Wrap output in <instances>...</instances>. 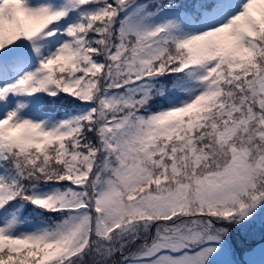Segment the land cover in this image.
I'll list each match as a JSON object with an SVG mask.
<instances>
[{
    "label": "snow or ice",
    "instance_id": "snow-or-ice-1",
    "mask_svg": "<svg viewBox=\"0 0 264 264\" xmlns=\"http://www.w3.org/2000/svg\"><path fill=\"white\" fill-rule=\"evenodd\" d=\"M0 264H264V0H0Z\"/></svg>",
    "mask_w": 264,
    "mask_h": 264
},
{
    "label": "rangeland",
    "instance_id": "rangeland-1",
    "mask_svg": "<svg viewBox=\"0 0 264 264\" xmlns=\"http://www.w3.org/2000/svg\"><path fill=\"white\" fill-rule=\"evenodd\" d=\"M257 243H259V241H253L252 245H250V247H254Z\"/></svg>",
    "mask_w": 264,
    "mask_h": 264
}]
</instances>
